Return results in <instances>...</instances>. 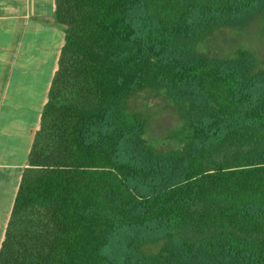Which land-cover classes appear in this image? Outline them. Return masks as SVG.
Returning a JSON list of instances; mask_svg holds the SVG:
<instances>
[{"label":"trees","instance_id":"trees-1","mask_svg":"<svg viewBox=\"0 0 264 264\" xmlns=\"http://www.w3.org/2000/svg\"><path fill=\"white\" fill-rule=\"evenodd\" d=\"M64 44L0 264H264V69L209 58L264 0H55ZM162 90L187 135L145 141L134 93Z\"/></svg>","mask_w":264,"mask_h":264},{"label":"crops","instance_id":"crops-1","mask_svg":"<svg viewBox=\"0 0 264 264\" xmlns=\"http://www.w3.org/2000/svg\"><path fill=\"white\" fill-rule=\"evenodd\" d=\"M55 0H0V247L58 67Z\"/></svg>","mask_w":264,"mask_h":264},{"label":"rangeland","instance_id":"rangeland-1","mask_svg":"<svg viewBox=\"0 0 264 264\" xmlns=\"http://www.w3.org/2000/svg\"><path fill=\"white\" fill-rule=\"evenodd\" d=\"M196 49L209 58H235L239 50L250 53L264 69V23L255 20L245 29H218L200 41ZM130 111L149 116L147 144L162 152L182 148L187 135L185 121L178 114V107L162 90L147 89L133 94L128 101Z\"/></svg>","mask_w":264,"mask_h":264}]
</instances>
